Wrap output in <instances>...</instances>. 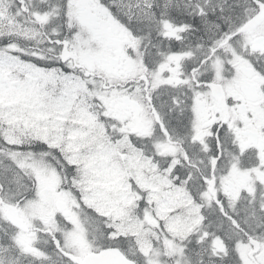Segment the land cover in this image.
<instances>
[{
	"label": "snow or ice",
	"instance_id": "obj_1",
	"mask_svg": "<svg viewBox=\"0 0 264 264\" xmlns=\"http://www.w3.org/2000/svg\"><path fill=\"white\" fill-rule=\"evenodd\" d=\"M0 264H264V0H0Z\"/></svg>",
	"mask_w": 264,
	"mask_h": 264
}]
</instances>
